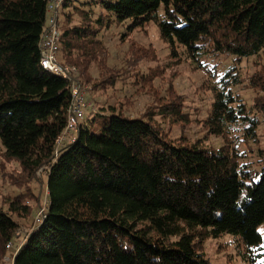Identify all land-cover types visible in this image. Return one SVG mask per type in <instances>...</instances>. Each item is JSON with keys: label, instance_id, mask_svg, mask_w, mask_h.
I'll use <instances>...</instances> for the list:
<instances>
[{"label": "trees", "instance_id": "16d2710c", "mask_svg": "<svg viewBox=\"0 0 264 264\" xmlns=\"http://www.w3.org/2000/svg\"><path fill=\"white\" fill-rule=\"evenodd\" d=\"M48 2L0 0V145L20 168L19 185H28L0 205V264L8 257L12 264H212L203 243L225 233L240 236L253 260L261 256L264 155L259 168L241 164L246 154L232 135L256 141L264 122V68L249 80L252 104L237 90L240 63L264 58V0H66L62 7L59 60L83 87L93 66L102 83L116 75L106 67L107 31L121 28L125 42L156 24L173 56L183 52L209 76L213 101L203 125L224 138L218 148L174 139L150 114L96 109L89 94L94 108L59 143L72 93L68 79L41 64ZM220 56L234 64L207 62ZM169 105L168 116L189 120Z\"/></svg>", "mask_w": 264, "mask_h": 264}, {"label": "rangeland", "instance_id": "374dc122", "mask_svg": "<svg viewBox=\"0 0 264 264\" xmlns=\"http://www.w3.org/2000/svg\"><path fill=\"white\" fill-rule=\"evenodd\" d=\"M62 17L61 9L60 20ZM120 30L118 27L111 28L106 32L105 38L110 49L106 67L111 66L116 75L112 80L102 83V76L93 66V80L89 86L84 85L87 94L95 100L96 109L113 105L130 116L150 114L148 116L174 139L184 137L189 141H199L201 147H220L224 138L208 133L203 125L213 101L207 72L196 69L183 52L173 56L154 23L134 32L125 42L119 39ZM207 62L218 64L221 69L234 64L233 58L228 56L208 59ZM239 67L244 83L237 90L252 104L256 92L249 86V80L264 68V58L255 56L244 59ZM169 103L179 105L187 112L189 120L176 121L168 116L166 112L170 107ZM232 136L237 147L246 154L241 164L252 169L259 168L261 155H264V122L258 128L256 141H245L242 131H237ZM3 151L0 145V205L8 206L9 200L27 189L28 185H19L20 168L16 162L6 160ZM46 185L45 178L44 186ZM36 187V192L39 193L41 187ZM41 196L44 204L46 195L43 193ZM31 204L35 206L36 213L37 202L32 200ZM23 224L22 230L26 232L30 225L25 222ZM259 230L264 240V223L259 226ZM262 246V255L253 260L254 254L247 250L240 236L225 233L218 238L207 239L201 252L212 264H264V241ZM6 260V264H12L10 257Z\"/></svg>", "mask_w": 264, "mask_h": 264}, {"label": "built area", "instance_id": "2783aa9c", "mask_svg": "<svg viewBox=\"0 0 264 264\" xmlns=\"http://www.w3.org/2000/svg\"><path fill=\"white\" fill-rule=\"evenodd\" d=\"M66 0H49L48 27L45 30L41 40V64L50 72L62 75L70 81L72 93L68 127L64 136L59 139L61 143L66 135H70L72 130L78 127L79 121L84 118L85 112L89 107H93L92 102L88 100L87 92L83 85L73 75V69L64 66L59 60V48L61 39L60 30V11ZM44 209L38 215V221Z\"/></svg>", "mask_w": 264, "mask_h": 264}, {"label": "water", "instance_id": "95a60500", "mask_svg": "<svg viewBox=\"0 0 264 264\" xmlns=\"http://www.w3.org/2000/svg\"><path fill=\"white\" fill-rule=\"evenodd\" d=\"M16 255H17V253H16ZM16 255H15V257H14V260H13V262H15V259H16Z\"/></svg>", "mask_w": 264, "mask_h": 264}]
</instances>
